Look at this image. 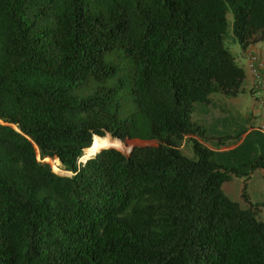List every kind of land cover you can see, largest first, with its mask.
<instances>
[{"label":"trees","instance_id":"trees-1","mask_svg":"<svg viewBox=\"0 0 264 264\" xmlns=\"http://www.w3.org/2000/svg\"><path fill=\"white\" fill-rule=\"evenodd\" d=\"M261 42L264 0H0V264H264V203L223 190L264 132L193 120ZM107 136L155 145L79 162Z\"/></svg>","mask_w":264,"mask_h":264},{"label":"rangeland","instance_id":"rangeland-1","mask_svg":"<svg viewBox=\"0 0 264 264\" xmlns=\"http://www.w3.org/2000/svg\"><path fill=\"white\" fill-rule=\"evenodd\" d=\"M228 18L232 21V15L229 14ZM231 52L236 56L237 62L240 66L244 68L248 75V79L245 83V91L234 98H228L223 94H214L210 97L209 106L211 111L213 112L212 116L209 115L210 126H207L208 136H212L213 132L220 129L223 131V128L228 127L229 130L227 133L231 135H235V129L238 130L240 128L254 129L256 127H260V129L264 130L261 123H263V118L260 114L264 113V110L260 107L257 102L253 99L251 94V80L249 78L248 71L246 69L247 60L241 57L240 52L237 49V46L232 45L230 47ZM208 105H198L197 107V116H205L204 111H201L202 107H206ZM224 135V134H223ZM220 137H224V136ZM219 137V136H216ZM106 138H110L107 136ZM129 143H133L129 150L117 149L125 154H128L132 148H136L138 146L143 145H155L154 143L142 142L140 140H126ZM217 141V140H216ZM183 153L189 157H194V152L191 144H186L183 148ZM55 172L66 175L65 172L59 169L58 162L49 161ZM246 187L247 193L250 197L252 203H264V173L261 170L253 171L250 174V177H233L230 182H226L223 185V190L225 194L233 201L241 204L243 208L247 207L245 201L242 198L243 189ZM258 218L264 221V208L259 212Z\"/></svg>","mask_w":264,"mask_h":264},{"label":"crops","instance_id":"crops-1","mask_svg":"<svg viewBox=\"0 0 264 264\" xmlns=\"http://www.w3.org/2000/svg\"><path fill=\"white\" fill-rule=\"evenodd\" d=\"M237 46V49H238V51L240 52V55H241V57H243V58H245V59H247V57H248V54L249 53H252V52H254V53H259V54H261V55H264V42H261V43H259V44H257V45H255V46H252L247 52H242L241 51V49H240V47L238 46V45H235V47ZM238 58V57H237ZM246 72V71H245ZM246 75H247V73H246ZM250 78V77H249ZM247 79H248V75H247ZM250 80H251V78H250ZM247 81V80H246ZM210 103V102H209ZM209 103H206V104H202V105H208V106H206V107H202V109H201V111H204V114H205V116L203 117V116H197L196 114H197V106H196V108H195V112H194V116H193V120L195 121V122H197V123H199V124H201V125H204L205 127H207V126H210V124H209V122H210V119L208 118V116L209 115H211L212 116V114H213V112L211 111V109H210V107L209 106H211V105H209ZM264 110V109H263ZM261 116H262V118H263V123H261L262 125H260V126H263V124H264V113L263 114H260ZM239 130H240V127H238V130L237 129H235V133H237V132H239ZM251 131H260V132H264L262 129H260V127H256V128H254V129H249L248 130V132L243 136V138L248 134V133H250ZM223 134H225L223 131H215V132H213V136L215 135V136H222ZM194 139H197V138H195L194 137ZM206 142H202L201 141V143L202 144H204L205 146H207L208 148H210V149H212V150H217V147H216V143H217V141L216 140H213V139H207V140H205ZM186 146V144H184V146L182 147V150H183V148Z\"/></svg>","mask_w":264,"mask_h":264},{"label":"built area","instance_id":"built-area-1","mask_svg":"<svg viewBox=\"0 0 264 264\" xmlns=\"http://www.w3.org/2000/svg\"><path fill=\"white\" fill-rule=\"evenodd\" d=\"M246 69L251 78V94L257 104L264 109V55L249 53Z\"/></svg>","mask_w":264,"mask_h":264},{"label":"bare ground","instance_id":"bare-ground-1","mask_svg":"<svg viewBox=\"0 0 264 264\" xmlns=\"http://www.w3.org/2000/svg\"><path fill=\"white\" fill-rule=\"evenodd\" d=\"M124 145L118 141L113 140L111 138H97L92 147L90 148V151H87L82 158H80L79 162H84L88 160L91 156H94V154L98 153L102 149L105 148H116V149H122Z\"/></svg>","mask_w":264,"mask_h":264},{"label":"water","instance_id":"water-1","mask_svg":"<svg viewBox=\"0 0 264 264\" xmlns=\"http://www.w3.org/2000/svg\"><path fill=\"white\" fill-rule=\"evenodd\" d=\"M116 149V148H115ZM133 150H134V148H132L130 151H129V153H128V155H130L132 152H133ZM99 153V152H98ZM97 154V153H96ZM96 154H94V156L96 155ZM48 161V160H47ZM87 161V160H86ZM86 161H84V162H86Z\"/></svg>","mask_w":264,"mask_h":264}]
</instances>
